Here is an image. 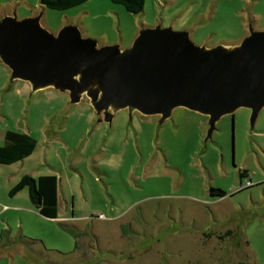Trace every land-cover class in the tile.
<instances>
[{"label":"rangeland","instance_id":"374dc122","mask_svg":"<svg viewBox=\"0 0 264 264\" xmlns=\"http://www.w3.org/2000/svg\"><path fill=\"white\" fill-rule=\"evenodd\" d=\"M7 15H40L52 33L75 25L98 46L121 48L157 25L207 47L264 30V0H144L139 13L111 0L68 9L0 0V19ZM112 114L105 121L85 94L73 103L53 87L33 92L0 60V146L7 130L36 141L28 157L0 164V264H264V106L253 124L247 107L222 115L211 137L208 117L183 106L163 120L127 108ZM23 174H55L59 216L86 230L13 209L32 207L26 188L8 195ZM211 187L225 195L211 197ZM27 238L53 253L43 259Z\"/></svg>","mask_w":264,"mask_h":264},{"label":"water","instance_id":"95a60500","mask_svg":"<svg viewBox=\"0 0 264 264\" xmlns=\"http://www.w3.org/2000/svg\"><path fill=\"white\" fill-rule=\"evenodd\" d=\"M0 60L33 92L53 87L73 103L85 94L107 122L118 109L163 120L183 106L208 117L211 137L222 115L247 107L253 124L264 106V30L250 28L236 45L207 47L185 29L157 25L121 48L98 46L75 25L52 33L40 15H7L0 19Z\"/></svg>","mask_w":264,"mask_h":264},{"label":"trees","instance_id":"16d2710c","mask_svg":"<svg viewBox=\"0 0 264 264\" xmlns=\"http://www.w3.org/2000/svg\"><path fill=\"white\" fill-rule=\"evenodd\" d=\"M87 0H41V3L50 9H68L78 6ZM114 3L121 4L128 12L139 13L143 9L144 0H111ZM36 141L28 133L7 130L4 135V144L0 146V164L9 165L21 161L28 157L35 150ZM245 172H241L243 176ZM57 187L58 179L55 174H45L34 177L30 174H24L21 178L9 189L8 195L14 196L20 190L26 188L28 199L34 209L42 216L47 218H56L57 207ZM209 192L218 197H222L225 193L220 188L211 187ZM230 230L227 231V234ZM22 242L33 251L34 246H39L41 252H37L43 259L47 253H53L40 244L36 239H23ZM245 244L248 242L245 240ZM52 264H54L52 262ZM238 264H250L241 262Z\"/></svg>","mask_w":264,"mask_h":264},{"label":"crops","instance_id":"0c3cea01","mask_svg":"<svg viewBox=\"0 0 264 264\" xmlns=\"http://www.w3.org/2000/svg\"><path fill=\"white\" fill-rule=\"evenodd\" d=\"M24 175V174H23ZM21 178V177H20ZM58 188V187H57ZM23 190V189H22ZM21 191V190H20ZM18 193H16L14 196H16ZM14 196H10V197H14ZM57 203H58V193H57ZM12 208L13 209H15V210H21V211H32L33 209H34V207L32 206H29V205H25V206H22V207H19V206H12ZM32 209V210H31ZM35 210V209H34ZM36 211V210H35ZM99 218H102V215L101 214H99V216H98ZM47 218V217H46ZM51 219H54V221H56V222H59V221H64V222H66V225H68V226H71V228H76L77 230H79V232H82V231H85L86 230V228H87V226H85V227H81V226H79V225H76L75 223H73V217L71 216L70 217V219H61V217L59 216V210H58V212H57V217L56 218H51ZM72 220V221H71ZM114 220H117V218L116 219H114ZM127 222H120L119 224H118V229H119V231H121V227L123 226V225H125ZM88 224V222H86L85 221V225H87ZM72 231H70V233H71ZM76 248V250H77V246L75 247Z\"/></svg>","mask_w":264,"mask_h":264},{"label":"flooded vegetation","instance_id":"af4514ba","mask_svg":"<svg viewBox=\"0 0 264 264\" xmlns=\"http://www.w3.org/2000/svg\"><path fill=\"white\" fill-rule=\"evenodd\" d=\"M209 195H210L211 197H218V196H214V195H212L210 192H209ZM224 195H225V194H224ZM224 195H223V196H224ZM127 224H128V223H126L125 225H127ZM126 228H127V227L123 225V226L121 227V231H120V232H122V231H126Z\"/></svg>","mask_w":264,"mask_h":264}]
</instances>
